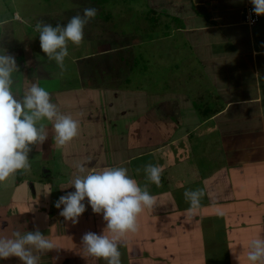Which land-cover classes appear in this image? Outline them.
<instances>
[{
  "label": "crops",
  "instance_id": "crops-1",
  "mask_svg": "<svg viewBox=\"0 0 264 264\" xmlns=\"http://www.w3.org/2000/svg\"><path fill=\"white\" fill-rule=\"evenodd\" d=\"M249 6L253 7L250 0H148L146 12L154 10L156 26L169 30L163 39H183L182 49L176 52L172 43V55L182 58V62L193 59L195 65H202L193 70L189 64L182 72L184 80L192 72L190 76L199 89L192 98L185 91L186 83L178 84L177 90L147 91L125 84L123 78L127 80L128 71L125 74L121 70L117 82L115 66L120 67L121 60L106 67L99 56L121 52L120 58L131 49L130 45H120L123 39L111 36L114 40L107 44L96 40V49L81 54L67 46L72 69L66 67L62 77L58 76L60 69L55 61H43L34 53L27 57V49L19 51L20 42L6 46V38L0 40V51L20 63L13 73L12 91L17 98L35 82L50 93L61 113L69 106L67 113L75 110L87 115L85 122L93 117L101 127L95 136L92 131L89 135L83 133L86 138L92 136L94 148L90 142L84 144L85 148H77L76 156H82L83 161L79 165L83 164L86 171L126 167L128 175L143 186L148 183L142 170L145 164L151 162L162 168L160 185L148 183L155 205L145 208L144 214L154 217L155 229L159 230L157 243L165 249V240H170L169 246L172 243L170 264H251L243 251L249 243L231 245L232 235H228L245 225L243 216L253 212L259 232L264 229V15L255 24L247 25L244 13ZM13 14L21 19L19 14ZM16 48L17 55L13 52ZM44 123L51 127L52 122ZM138 130L150 133L146 142L135 144L129 140ZM47 132L48 137L54 135V131ZM62 157L63 161L66 155ZM16 174L11 185L0 187V237L12 238L14 231L24 233L38 228L46 239L65 237V242L73 240L75 248L82 246V233L91 228L62 216L54 217L41 192L37 194L33 186V197L23 195L24 188L19 186L29 184L22 173ZM197 188L206 195L198 209H191L183 194L186 189ZM46 189L50 190L48 184L40 187L41 191ZM86 215L81 214V219L87 223L90 221ZM144 220L137 219V224L146 233L149 224ZM103 227L105 233L106 225ZM180 236L185 246L180 245ZM234 237L242 239L237 234ZM51 253L52 250L36 253L39 264ZM133 254L128 251L127 263H131ZM182 255L188 257L186 263L180 261L186 259ZM151 256L149 252L145 257ZM57 257L63 259V264L70 262L64 251ZM10 258L0 259V263ZM157 258L163 259L160 255ZM138 259L133 264L141 259L140 263L145 264L142 255Z\"/></svg>",
  "mask_w": 264,
  "mask_h": 264
},
{
  "label": "rangeland",
  "instance_id": "rangeland-1",
  "mask_svg": "<svg viewBox=\"0 0 264 264\" xmlns=\"http://www.w3.org/2000/svg\"><path fill=\"white\" fill-rule=\"evenodd\" d=\"M147 3L148 0H107V2L103 3V5L99 4L98 1L92 2L91 0H0V21L5 20L4 22H0V40L2 37L6 38L3 39L6 46H9V44L13 45L14 41L20 42L19 51L24 52L27 49V57L29 56L31 58V55L34 53V57L38 56L42 58L41 60L44 61L46 59L52 63L54 60H50L40 47L39 33L35 31V24L38 21H42L44 23H50L54 27L57 24L63 26L73 16L77 14L83 15V10L85 8H95L97 10V14L95 18L91 19L85 25L83 30L84 39L82 43L80 45H74L71 42H68V47L73 46L74 51L81 54L83 52L87 53L91 49H96V40H99L98 42H101L100 44H107L108 42L112 43L114 38L123 39V41L120 42V45L125 46V48L131 46V49L126 51L127 53L125 54H132L135 59L132 63H128L129 65L126 69L122 66H120V68L124 70H121L120 68L119 70L117 69L118 71L114 73L117 82L120 81L118 78L119 73L122 71L126 74L128 71L126 74L127 80L123 78V82L130 87L145 88L147 91H162L166 88L177 90L178 84L186 83L185 91L188 93V96L192 98V96H196L199 93V89L195 88V84L190 76L192 72L189 74L187 73L186 80L183 79L185 75L182 74V72H184L185 68H188L189 64L194 66L193 70H198V68H201L202 65H198V62L195 65L193 59L190 62L188 61L189 63L182 62V58L172 55V43L174 45V51L176 52L179 49H182L183 39H177L175 41H172L171 38L163 39L165 33L169 32V30H166V27H161L159 25L151 27L149 24L150 21H146V18L143 15L146 14V10L148 9L146 7ZM148 12L150 11L148 10ZM13 13L16 15L19 14L21 19L14 17L15 15ZM104 33L107 34L106 37ZM172 33H174V31H172ZM115 43L118 44L119 41L116 40ZM34 48L36 49L35 51ZM118 48H120L119 45ZM16 51L17 48L13 51L15 55H17ZM175 52L174 54H176ZM99 53H101V51ZM119 54H121V52L113 54L110 53L107 56L100 55L99 61L101 64L103 63V65H106V67L112 61L119 63ZM16 63L18 67L20 63H18V61ZM71 65V61L66 58L65 66L69 67L71 70ZM119 65L121 64L119 63ZM68 78L69 76L67 78L64 77L61 81L64 82L65 79ZM67 82L69 81L67 80ZM69 108V106L65 107L62 113L72 116L73 119L79 122L78 135L63 146L56 144L54 139L55 133L52 137H48L43 144L31 145V151L28 154L30 168L28 170H19L16 172L22 173L26 180L25 182L29 184L27 185L28 189L24 182H22L24 185L19 186V188H24V192L22 194L26 197H33L34 193L30 189V186H33L37 194H40L41 192L43 198L46 200L47 208L54 214V217L60 216V209L55 207V201L61 195L73 190L72 188H74V186H71L70 181L75 175H77L75 171L77 170V166L80 164V161L83 162L81 159L82 156L80 157L79 155L80 158L76 156L77 148H85L84 144L86 145V143L89 142L93 146L94 140H92V136L91 138H86L83 133L87 134L89 131H92V135L95 136L97 131L101 129V127L94 122L95 119L93 117L92 121L87 120L85 122L87 115L78 114L75 110L72 111L76 113H67L66 111ZM128 112L133 113V111ZM153 115L154 110L151 114H149V116L154 117ZM49 125L51 127H46V131L53 133L54 129L52 128V124ZM137 132L138 133L136 134H131L129 140L133 139L135 144L146 142L150 133L146 130L143 133L139 130ZM33 146L36 151H34L35 149L32 150ZM92 148H94V146ZM61 154L63 156L66 155L63 161ZM70 165H72L73 169ZM66 166L69 168H66ZM45 171H49V174L44 173ZM16 173L10 176L5 182L0 183V187H3V185H11L10 183L15 181L17 175ZM248 181L250 182V180ZM55 182L57 185H55ZM61 183L63 185H61ZM47 184L49 185L50 190L46 189L41 191L40 187L42 186L43 188V185L45 186ZM84 203L86 204V210L84 213H87L86 217L90 222L86 223V219H81V216L78 218L77 222L81 227L83 225H88V227L91 228L90 231L92 232L97 234L104 233L103 226L106 225V222L103 220L102 214H97L92 211L90 205H87V198ZM33 207H35L34 204ZM144 212L145 210L138 215L137 219L142 220V218H144V221L148 222L149 226L146 233L145 230H140V227L138 226V230L136 232H129L121 237V246L119 247V251L121 252V262L122 264H129L127 263L128 257L126 255L130 250L135 253L133 254L134 257L130 264L135 263V260L137 261L141 255L144 257L143 260L145 264H170L169 261L170 256L172 255V243L169 246L170 240H165L166 245H168L166 249L163 248V245L161 246L157 243V240L159 241V230L155 229V224L153 223L154 217L151 214L146 215ZM243 219L245 221V225L242 224L243 226H239L234 234L228 235H232L230 237L232 238L230 243L231 245L245 246L247 243H250L252 239L264 238V229L262 232H259L261 228H259L256 224L258 218L255 216L254 212L251 213L250 216L245 214ZM150 229H152V231H149ZM166 229H163L164 232ZM104 234L111 236L108 229ZM236 234L241 236L242 239L238 237L235 238L234 236H236ZM75 236L77 237V235ZM68 237L74 238L72 235H68ZM63 239H50L57 248L52 249L51 256L44 257V260L42 259L40 264H47L50 261L52 264H63L61 261L63 259L57 257L58 252L61 251L66 252V257H68L70 261H67L64 264H106V262L102 259H97L87 255L84 252L83 245H78L77 248H75L73 240L68 239L65 242ZM176 239L177 238L174 239L175 243ZM168 240L169 242H167ZM178 240L181 243L180 245H186V241H184L182 236L178 237ZM147 246H149V251L147 250ZM150 246L153 248H150ZM145 250H147L148 254L145 253ZM243 251L248 252L249 248L243 249ZM149 252H151L152 256L150 258L145 257L149 255ZM155 255L156 258L154 257ZM159 255L160 258L163 259L159 260L157 258ZM182 257L186 259L178 260L186 263L188 257L186 255H182ZM161 260L163 262H161ZM140 261H138L137 264H144L140 263ZM4 264H23V262L18 257L11 256V258L7 262H4Z\"/></svg>",
  "mask_w": 264,
  "mask_h": 264
},
{
  "label": "clouds",
  "instance_id": "clouds-1",
  "mask_svg": "<svg viewBox=\"0 0 264 264\" xmlns=\"http://www.w3.org/2000/svg\"><path fill=\"white\" fill-rule=\"evenodd\" d=\"M252 11L264 15V0H250ZM97 10L85 8L83 15L73 16L65 25L38 21L35 31L39 33L40 47L60 69L58 76L66 71L65 59L69 56L68 42L80 45L84 39V27ZM18 71L15 57L0 51V183L5 182L19 170H28V154L31 145L43 144L48 138L44 121L52 122L54 139L63 146L78 135L79 122L63 114L52 102L50 93L33 82L17 98L12 91L13 73ZM145 181L157 186L161 183L162 168L151 162L143 166ZM78 174L70 181L74 191L61 195L55 201L59 215L73 223L86 210L102 214L111 236L88 231L81 237L84 252L106 264H122L120 240L129 232L138 230L137 217L145 208L155 205V198L148 190V183L141 186L128 175L126 167L93 168L86 171L83 164L77 166ZM137 173L141 169L136 170ZM184 199L191 209H198L206 195L201 188L186 189ZM63 206V207H61ZM222 214V213H220ZM57 248L53 241L35 229L14 231L12 238L0 237V259L18 257L23 264H39V255ZM247 260L251 264H264V238L252 239L249 243Z\"/></svg>",
  "mask_w": 264,
  "mask_h": 264
},
{
  "label": "trees",
  "instance_id": "trees-1",
  "mask_svg": "<svg viewBox=\"0 0 264 264\" xmlns=\"http://www.w3.org/2000/svg\"><path fill=\"white\" fill-rule=\"evenodd\" d=\"M92 2L98 1L99 4L103 5V3L107 2V0H91ZM104 8V6H103ZM150 12H146L145 15H143L145 18H147L149 22V24L151 25V27H155L157 25L158 22V18L155 15V11L154 10H149ZM152 12V15H151ZM127 53V52H126ZM134 56H132V54L126 55V54H122L120 55V58H118V61L122 62L121 66L124 67V69L127 68V66L129 65L128 63H132V61L134 60ZM124 62V63H123ZM120 67H116V71H118ZM118 69V70H117ZM121 70H123L122 68H120Z\"/></svg>",
  "mask_w": 264,
  "mask_h": 264
},
{
  "label": "built area",
  "instance_id": "built-area-1",
  "mask_svg": "<svg viewBox=\"0 0 264 264\" xmlns=\"http://www.w3.org/2000/svg\"><path fill=\"white\" fill-rule=\"evenodd\" d=\"M252 6H249L245 9V13H244V22L247 24V25H253L255 24L259 18H260V15H257L256 13H254L252 11Z\"/></svg>",
  "mask_w": 264,
  "mask_h": 264
}]
</instances>
